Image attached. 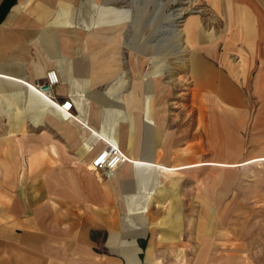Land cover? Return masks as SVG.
<instances>
[{"label":"crops","instance_id":"crops-1","mask_svg":"<svg viewBox=\"0 0 264 264\" xmlns=\"http://www.w3.org/2000/svg\"><path fill=\"white\" fill-rule=\"evenodd\" d=\"M213 2L221 23L186 22L192 110L168 111L161 66L121 47L128 7L0 0V264L233 262L208 251L232 240L209 234L227 197L199 172L264 161V0ZM110 145L128 160L92 170Z\"/></svg>","mask_w":264,"mask_h":264},{"label":"rangeland","instance_id":"rangeland-1","mask_svg":"<svg viewBox=\"0 0 264 264\" xmlns=\"http://www.w3.org/2000/svg\"><path fill=\"white\" fill-rule=\"evenodd\" d=\"M106 1L111 5H119L118 7H128L130 10L129 18L120 24L121 47L136 49L138 55L147 52L143 58L149 62V66L152 65L155 69L161 66L162 72L152 76V79L154 85L167 86L163 89V94L167 92V95L162 99L166 103L165 108L168 111H191L186 94L188 85L187 82L183 84L187 77L182 71L190 57L185 37L186 22L197 15L205 25L211 23L216 26L215 23L219 24L223 20V11L220 12L219 4L214 3L215 0ZM210 25L208 30L212 28ZM177 28L182 33L178 39L175 37ZM145 36L147 40H144ZM160 88H156L157 95L161 92ZM218 154L228 156L227 152ZM233 162L239 161L233 159ZM199 174L202 178L207 177L211 185L216 182L218 198L225 195L227 197L226 201L224 198L218 201L219 229L215 233L210 230L209 234H222L218 236V240L223 239V234H226L232 241L224 247L208 248V251L212 250V254L216 251H231L233 262L229 264H237V258L240 256H243L244 261L238 264H245V261L247 264H264V161H253L242 166L203 168ZM230 180L232 188H226L225 182ZM202 250L196 247V258ZM153 251H149L151 256L154 255ZM205 257L206 260L210 259L209 256Z\"/></svg>","mask_w":264,"mask_h":264},{"label":"built area","instance_id":"built-area-1","mask_svg":"<svg viewBox=\"0 0 264 264\" xmlns=\"http://www.w3.org/2000/svg\"><path fill=\"white\" fill-rule=\"evenodd\" d=\"M56 83H58L56 71L50 70L47 72L46 80L41 84H37V88L47 94L50 99H54V95H52V89ZM72 106L73 102L69 99L61 104V107L66 111L71 110ZM127 160L128 156L123 151H121L117 145H110L109 147L97 153V155L92 159V170L96 171L97 169L104 167L108 171L112 172Z\"/></svg>","mask_w":264,"mask_h":264},{"label":"bare ground","instance_id":"bare-ground-1","mask_svg":"<svg viewBox=\"0 0 264 264\" xmlns=\"http://www.w3.org/2000/svg\"><path fill=\"white\" fill-rule=\"evenodd\" d=\"M45 94V93H44ZM47 95V94H46Z\"/></svg>","mask_w":264,"mask_h":264}]
</instances>
